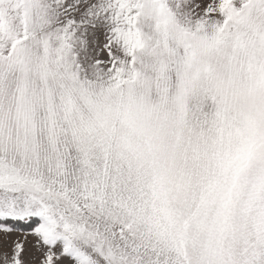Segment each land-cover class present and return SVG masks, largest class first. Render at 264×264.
Listing matches in <instances>:
<instances>
[{"label":"snow or ice","instance_id":"snow-or-ice-1","mask_svg":"<svg viewBox=\"0 0 264 264\" xmlns=\"http://www.w3.org/2000/svg\"><path fill=\"white\" fill-rule=\"evenodd\" d=\"M0 264H264V0H0Z\"/></svg>","mask_w":264,"mask_h":264},{"label":"rangeland","instance_id":"rangeland-1","mask_svg":"<svg viewBox=\"0 0 264 264\" xmlns=\"http://www.w3.org/2000/svg\"><path fill=\"white\" fill-rule=\"evenodd\" d=\"M20 227L24 230L27 229V225H21ZM17 235H23V232L17 233Z\"/></svg>","mask_w":264,"mask_h":264}]
</instances>
